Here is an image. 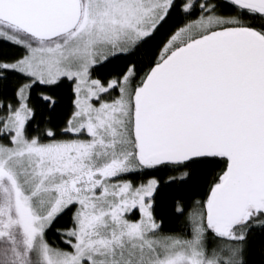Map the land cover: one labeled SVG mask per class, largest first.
I'll return each mask as SVG.
<instances>
[{
    "label": "snow or ice",
    "instance_id": "obj_1",
    "mask_svg": "<svg viewBox=\"0 0 264 264\" xmlns=\"http://www.w3.org/2000/svg\"><path fill=\"white\" fill-rule=\"evenodd\" d=\"M0 264H264V0H0Z\"/></svg>",
    "mask_w": 264,
    "mask_h": 264
},
{
    "label": "trees",
    "instance_id": "obj_2",
    "mask_svg": "<svg viewBox=\"0 0 264 264\" xmlns=\"http://www.w3.org/2000/svg\"><path fill=\"white\" fill-rule=\"evenodd\" d=\"M225 11H228L227 9ZM59 95L66 102L67 89H61ZM199 195H203L201 191ZM193 195L190 190L179 184L173 185L171 188L165 190L163 198L160 201V206L157 209V216L163 220V229L165 232L183 231L185 225V218L187 209L190 208L193 200ZM177 202H181L185 205V216H179L175 212V205ZM67 217L59 221L58 226L65 224ZM54 238V233H49V239Z\"/></svg>",
    "mask_w": 264,
    "mask_h": 264
}]
</instances>
